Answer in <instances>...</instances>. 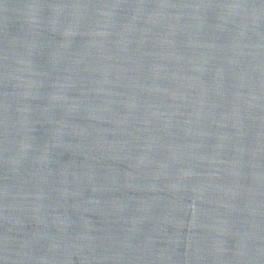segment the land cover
Returning a JSON list of instances; mask_svg holds the SVG:
<instances>
[{
  "label": "water",
  "instance_id": "95a60500",
  "mask_svg": "<svg viewBox=\"0 0 264 264\" xmlns=\"http://www.w3.org/2000/svg\"><path fill=\"white\" fill-rule=\"evenodd\" d=\"M0 264H264V0H0Z\"/></svg>",
  "mask_w": 264,
  "mask_h": 264
}]
</instances>
